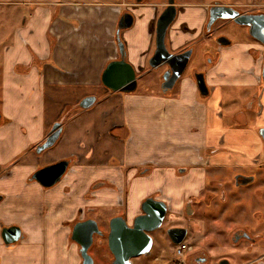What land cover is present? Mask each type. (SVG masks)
Masks as SVG:
<instances>
[{
	"label": "crops",
	"instance_id": "crops-1",
	"mask_svg": "<svg viewBox=\"0 0 264 264\" xmlns=\"http://www.w3.org/2000/svg\"><path fill=\"white\" fill-rule=\"evenodd\" d=\"M7 1L26 3V16H19L11 43L4 41L0 61V264H80L73 224L99 208H115L108 222L123 214L131 225L146 198L164 201L166 214L189 217L184 241L197 225L192 216L199 208L201 232L214 218L228 224L232 215L245 214L248 208L240 201L246 190L233 185L235 175L253 183L264 177L258 132L264 127L263 47L258 41L248 34L219 46L205 34L210 3L181 0L166 47L177 53L192 45L205 68L191 69L165 94L161 83L167 65L149 64L156 49L157 3ZM220 4L264 10V0ZM125 12L133 23L119 29ZM119 42L136 75L131 93L113 92L102 82L107 64L121 58ZM254 42L260 46L252 47ZM195 71L205 75L207 96L198 91ZM87 96L95 102L82 108ZM56 122L62 127L59 138L38 152ZM61 159L70 164L58 183L44 187L33 178ZM260 207L253 198L250 212L261 215ZM11 225L22 236L6 244L2 228ZM170 226L165 233L173 254ZM193 252V247L186 252L185 264H196Z\"/></svg>",
	"mask_w": 264,
	"mask_h": 264
},
{
	"label": "water",
	"instance_id": "water-1",
	"mask_svg": "<svg viewBox=\"0 0 264 264\" xmlns=\"http://www.w3.org/2000/svg\"><path fill=\"white\" fill-rule=\"evenodd\" d=\"M140 2L141 0H136ZM172 1H170L171 3ZM176 15V7L169 5L162 11L156 23V49L149 60L151 67L164 63L167 70L162 76L161 90L167 94L183 75L192 55V49L172 53L165 44L168 28ZM216 20H232L237 25L246 27L251 38L263 46L262 79L264 81V13L241 12L230 5L215 4L209 9L208 26ZM133 23V16L125 12L119 20L120 28H128ZM221 46L231 44V39L224 36L216 40ZM121 58L107 64L102 73V82L109 90L115 92L131 93L136 90L137 81L133 67L128 64L123 56V45L119 42ZM195 82L201 95L207 96L209 88L203 72L194 73ZM95 102L94 96H87L80 102L82 108H88ZM61 124H53L44 143L37 146L40 152L51 147L61 134ZM259 135L264 144V127L259 129ZM70 164L68 159H61L38 169L33 178L44 187H51L58 183L66 173ZM246 183V182H243ZM142 213L137 215L130 225L123 214L109 219L108 230H102L93 218L77 221L72 226L71 239L79 245L80 264H95L94 257L89 249L94 242V236L106 238L108 249L112 255L111 264H132L136 256H148L151 252L153 239L150 232L161 227L166 215V204L162 200L146 198L142 202ZM185 228H169L167 234L173 244H178L186 236ZM21 229L16 225L2 228V238L6 244H11L20 239Z\"/></svg>",
	"mask_w": 264,
	"mask_h": 264
},
{
	"label": "rangeland",
	"instance_id": "rangeland-1",
	"mask_svg": "<svg viewBox=\"0 0 264 264\" xmlns=\"http://www.w3.org/2000/svg\"><path fill=\"white\" fill-rule=\"evenodd\" d=\"M23 1H27V0H23ZM29 1L30 0H28V2ZM124 1L129 2V3L135 2V0H124ZM159 1L161 0H145V2H148V3H156ZM209 1L210 0H204V2H209ZM215 1H219L223 3L226 1H230V0H215ZM25 4L24 3L16 4L15 6L13 4H4V3L0 4V46H1L0 61L2 59V51L5 46L4 41L6 40L7 42L10 39L8 43H11L12 41L11 35L15 33V29L17 28L19 24L20 17L22 15L26 16V13H24V10L26 7ZM34 8L35 7L33 6V9ZM128 9H130V7H128ZM217 26H220L217 29V33L227 35L233 41H238L241 38H248V31L247 30L244 31L243 27H240L232 20L219 21L215 25V28ZM251 44H253L252 47L260 46V44L257 42H254ZM214 46H215V43H214ZM204 65L205 64H204V61L202 60V57L198 53L195 52L193 56L191 57L188 63V66L185 69L182 76H184L186 73H189L191 69L192 71L193 69L203 70L205 68ZM139 90H141V87H139ZM225 120H228L227 116H225ZM218 180L222 181L223 177L220 176ZM229 182L231 183V180L226 179L224 183L227 184ZM260 185L261 184L259 183V179H258L253 184L247 185L246 186L247 188L245 186L243 187L246 190V194H243L241 196L242 202L240 205H242L243 207H247L248 208L247 212H249L250 214L251 212L249 209L251 207L253 198L257 199L259 202V206H261L259 208V213L263 212L262 209H263L264 201L261 200L262 199L261 197L262 188ZM201 209L202 208H199L198 210H196V213L192 216V219L194 220L196 219L197 225H194V224L191 225V229L192 228L193 229L195 228V229L192 232L189 231V234L186 237V241L193 247L194 255H196L197 253H204L207 256V261L201 264H216L217 256L214 254L215 252L214 249H217V243L214 238V234H209L208 232L211 230V226L217 227L219 230H222V229L225 230L226 229L225 227H228L231 224L230 223L225 224V223L220 222V220L218 219L219 218L218 215L220 211L212 212V214L214 213L213 215L218 218L216 220L214 218L211 222L207 223L206 227L208 231L204 235L200 229V225H202V222H201V219L199 218L204 216L203 215L204 212ZM114 211H116L115 208H112V209L99 208V210L95 212H91L90 215L88 216L97 220L99 226L102 227V230L107 231L109 214ZM185 218L189 219V217L186 214L184 215H177V214H171V213L166 214L161 227L150 233L153 239V246H152L150 254L148 256L141 255V256H136L132 258L133 264H141L143 262L145 264H177L174 258V255L171 252V245L165 233V228L168 227V225L170 224L173 226L175 224H178L184 228L188 226L187 224L188 222H186ZM197 219H199V221ZM250 221L252 223V219ZM89 253L94 257L95 264H110V260L112 259V256L107 246L106 238L104 237H100L96 235L94 236V242H93V245L89 249ZM156 257H158L160 261H156L155 260Z\"/></svg>",
	"mask_w": 264,
	"mask_h": 264
},
{
	"label": "flooded vegetation",
	"instance_id": "flooded-vegetation-1",
	"mask_svg": "<svg viewBox=\"0 0 264 264\" xmlns=\"http://www.w3.org/2000/svg\"><path fill=\"white\" fill-rule=\"evenodd\" d=\"M144 1V0H143ZM170 1H172L170 3ZM181 0H161L159 2H156L158 5L157 9V19L162 13L163 10H165L169 5H173L176 7V15L175 19L178 16V8L180 5ZM193 4H198L201 2H204V0H192ZM22 4L24 2H9L7 0H0V4ZM210 4H207V10H208V19L205 23V34L213 37L214 41L216 42L217 39L224 36L228 39H230L227 35L217 33V29L220 26H217L215 28V25L219 21H227V20H216L211 25L208 24L209 20V9L211 6L215 4H220L219 1L210 0ZM241 12H251V13H264V10L256 11L253 9H249L247 11L240 10ZM25 17L23 16L21 19L23 20ZM174 19V20H175ZM20 20V23L22 22ZM216 44H218L216 42ZM262 46V45H261ZM263 47V46H262ZM187 49H192V55L194 52V48L192 45L186 47L185 49L179 51L183 52ZM1 50V46H0ZM191 55V57H192ZM191 59V58H190ZM190 61V60H189ZM189 63V62H188ZM188 66V64H187ZM187 68V67H186ZM200 72V71H195ZM0 121H1V112H0ZM246 182V183H243ZM253 184L252 180L250 178H246L240 174H236L233 179V185L234 186H247ZM262 188V196L264 201V177L262 179V182L260 183ZM203 205H207V200H201ZM242 202V199L240 201V204ZM244 215H232L231 216V222H229L231 225L228 227H225V230H219L217 227L215 229L214 227V238L217 243V249H214V254L217 256L216 264H264V204H263V212L261 215H258L257 212H244ZM220 219V218H218ZM252 219V223L251 220ZM216 220V219H215ZM225 222V221H224ZM171 228L177 227L182 228L179 226H170ZM208 229L204 232H202L204 235L207 233ZM196 264H201L207 261V256L204 253H197L194 257Z\"/></svg>",
	"mask_w": 264,
	"mask_h": 264
},
{
	"label": "built area",
	"instance_id": "built-area-1",
	"mask_svg": "<svg viewBox=\"0 0 264 264\" xmlns=\"http://www.w3.org/2000/svg\"><path fill=\"white\" fill-rule=\"evenodd\" d=\"M192 247L186 241H181L178 244H175L173 247V254L177 264H185L186 252L191 250Z\"/></svg>",
	"mask_w": 264,
	"mask_h": 264
}]
</instances>
